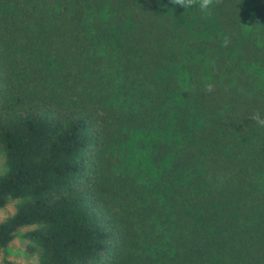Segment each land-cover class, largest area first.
I'll use <instances>...</instances> for the list:
<instances>
[{
  "label": "trees",
  "instance_id": "16d2710c",
  "mask_svg": "<svg viewBox=\"0 0 264 264\" xmlns=\"http://www.w3.org/2000/svg\"><path fill=\"white\" fill-rule=\"evenodd\" d=\"M0 0V248L36 264H264V0Z\"/></svg>",
  "mask_w": 264,
  "mask_h": 264
},
{
  "label": "rangeland",
  "instance_id": "374dc122",
  "mask_svg": "<svg viewBox=\"0 0 264 264\" xmlns=\"http://www.w3.org/2000/svg\"><path fill=\"white\" fill-rule=\"evenodd\" d=\"M5 169L4 158L0 154V173ZM16 200L8 201L0 207V220L11 215L15 211ZM30 226L19 228L13 240L4 248H0V264H36L37 254L29 251L31 244L23 233L30 229Z\"/></svg>",
  "mask_w": 264,
  "mask_h": 264
},
{
  "label": "clouds",
  "instance_id": "9594fccd",
  "mask_svg": "<svg viewBox=\"0 0 264 264\" xmlns=\"http://www.w3.org/2000/svg\"><path fill=\"white\" fill-rule=\"evenodd\" d=\"M175 4L182 5L185 9L188 7H191L193 4V0H175ZM212 6V0H199L198 7L204 11L208 12ZM252 119L255 120V122L258 125L264 126V114L256 113Z\"/></svg>",
  "mask_w": 264,
  "mask_h": 264
}]
</instances>
